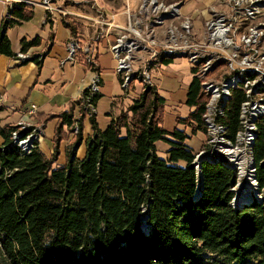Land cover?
<instances>
[{
  "label": "trees",
  "instance_id": "1",
  "mask_svg": "<svg viewBox=\"0 0 264 264\" xmlns=\"http://www.w3.org/2000/svg\"><path fill=\"white\" fill-rule=\"evenodd\" d=\"M32 17L25 1L7 8L0 55L16 56L5 30ZM63 25L72 35L80 26L65 20ZM40 41L39 36L22 39L20 52ZM43 53L28 59L40 67ZM78 61L86 65L82 57ZM191 73L185 98L191 111L176 117V123L191 128L190 134L177 126L164 129L165 98L154 85H145L105 129L98 127L96 115L89 117L92 134L85 156L79 159L69 149L60 166L54 162L59 143L76 121L73 110L43 117L58 118L54 152L47 158L36 140L28 150L18 146L13 132L25 136L28 131L20 129L19 121L4 123L0 105V249L8 264H264V115L255 121L252 148L262 195L234 207L237 175L227 159L204 158L200 176L193 166L196 152L187 140L197 132L206 137L208 97L195 70ZM99 96L92 98L93 105ZM244 100L241 88L232 89L219 118L232 138L240 128ZM75 138L76 145L81 132ZM158 141L169 146L165 157L157 152Z\"/></svg>",
  "mask_w": 264,
  "mask_h": 264
},
{
  "label": "built area",
  "instance_id": "2",
  "mask_svg": "<svg viewBox=\"0 0 264 264\" xmlns=\"http://www.w3.org/2000/svg\"><path fill=\"white\" fill-rule=\"evenodd\" d=\"M0 1L6 3L10 0ZM215 2L208 9L207 19L203 20L200 29L195 28L190 17L180 14V0H140L136 11H131L129 7L124 9L125 24L115 23L114 14L108 21L104 12L95 8V2L87 1L84 4L96 9L97 21L85 13L73 14L66 8H57L52 0H42L41 4L49 14L47 17L60 12L64 17H78L91 27L101 24L106 32L115 34L109 47L117 60L118 80L126 95L131 94V84L134 82L141 83L144 88L145 85H152L149 72L164 64V60L186 58L190 68L195 70L194 75L202 80V92L208 97L203 115L207 132L203 148L197 155L208 159L223 155L234 168L238 180V170L226 152H248L253 164L252 148L257 135L255 121L264 115V45L261 42V30L254 26H248L245 31L241 29L243 21L247 23L258 14L253 0ZM239 16H243L244 20ZM98 34L90 35L83 43L78 38H72L66 45L67 60L76 63L82 57L86 64L92 65V47ZM30 55L18 52L14 59L20 63L29 60ZM210 74L212 77H209ZM100 81L97 75L86 88L87 96H81L83 101L79 105V112L73 114L76 121L71 126L72 133H79L78 121L81 118L96 115V105L91 100L99 93ZM237 87L244 91L245 100L239 111L240 128L232 138L219 118L224 113V105L231 96V90ZM34 110L35 105H31L29 113ZM82 113L84 116H81ZM32 125L21 120L18 126L28 133L24 136L13 132V139L23 150H28L34 140L39 143L41 133ZM29 127H33L31 131Z\"/></svg>",
  "mask_w": 264,
  "mask_h": 264
},
{
  "label": "crops",
  "instance_id": "3",
  "mask_svg": "<svg viewBox=\"0 0 264 264\" xmlns=\"http://www.w3.org/2000/svg\"><path fill=\"white\" fill-rule=\"evenodd\" d=\"M29 2L32 6L33 17L20 24L8 27L5 30L6 36L9 38L14 53L20 52V41L22 39L30 40L35 36L41 38L40 45L31 47L28 54L43 53L44 57L41 60V66L32 60L16 62L14 57L0 55V105L5 108L1 113L7 117L4 123L15 124L19 119L30 121L36 127L41 128L40 140L38 147L47 158L51 157L54 152V130L58 122V118L54 117L47 121L43 117L50 115H58L66 110H73V114L79 112V104L77 101L83 95L84 90L88 87L91 79V74L88 68L79 61L76 63L67 60V43L72 38H78L79 42L89 38L90 35L98 34L95 44H93L94 53L96 52V63L99 72L102 76L101 66L99 63V56L104 48V41L108 37H114L113 32H106L101 24H96L91 27L89 23L81 19L79 28L75 35H72L70 30L63 25V20L72 22L73 16L64 17L62 14L55 12L49 15L41 4L42 0H20ZM54 6H59L60 3L66 5V9L75 13H85L88 17H92L95 21L98 20L97 11L99 9L104 12L105 18L110 21V16L114 14L113 20L118 15H122L126 7H131L132 3L139 4L140 0H52ZM95 2V8L84 2ZM168 1V0H167ZM175 1V0H169ZM182 1V5L185 0ZM206 1L213 7L211 0ZM0 3L3 9H0V25L2 23L4 11L8 5H12L13 0L9 2ZM83 3L81 5H76ZM181 5V6H182ZM209 9V8H208ZM207 9V11H208ZM204 11V10H203ZM123 24V23H119ZM109 43V41H108ZM103 48V49H101ZM107 51V49H105ZM79 71V74L77 75ZM103 78V77H102ZM159 94L160 90L157 88ZM98 101V100H97ZM119 99H113L111 105L115 106ZM121 104L124 103L121 101ZM97 104V103H96ZM31 105H35V110L29 113ZM130 105V104H129ZM115 109L110 111L111 118L118 116ZM15 116L13 120H9ZM97 116V115H96ZM97 125V117L95 118ZM82 138L78 144H73L76 140L75 135H71L67 130V138L62 140L58 145V156L54 162V166L64 165L66 163V154L69 149H73L75 156L82 159L86 153V141L92 134V128L89 118L83 117L81 121ZM180 128V127H179ZM70 131V128H69ZM204 135V134H203ZM205 139V135H204ZM203 139V140H204ZM202 140V141H203ZM157 147V144H156Z\"/></svg>",
  "mask_w": 264,
  "mask_h": 264
},
{
  "label": "rangeland",
  "instance_id": "4",
  "mask_svg": "<svg viewBox=\"0 0 264 264\" xmlns=\"http://www.w3.org/2000/svg\"><path fill=\"white\" fill-rule=\"evenodd\" d=\"M169 1V0H168ZM208 1V0H207ZM216 0H211L210 2L212 4H216ZM257 9L258 14L257 16L252 19L251 21L248 20L247 23L243 21L244 25L241 27L242 31H245V29L248 26H254L255 28L261 30L262 36H261V42L264 45V0H253ZM139 4L132 3L130 10L136 11ZM210 4L206 3V1L201 0H185V3L180 8V14L182 16H188L190 19L194 22L195 28L200 29L203 27L204 21L207 19V15L209 11H207ZM3 5L0 3V9ZM57 8H66V5L64 3H60ZM204 10V11H203ZM7 8L4 11L3 18L6 16ZM60 13V12H58ZM241 17L242 20L243 16ZM206 18V19H205ZM205 19V20H204ZM119 23L125 24V16L118 15L115 19ZM204 20V21H203ZM73 22H81V19L78 17H73ZM199 30L198 32H201ZM239 31V30H237ZM200 34V33H198ZM115 38L108 37V40L104 41V46L106 47L107 51L105 49L102 50L101 55L99 56V63L101 66L102 76L99 72V69L97 67L96 63V52L93 54V64H84L85 67L88 68V71L91 74V79L87 86H89L93 79L99 76V79L101 80L100 83H98V91L100 93V96L97 98L98 101H96V117L97 121L99 123L100 129H105V127L108 125V123L111 121L110 111L112 109H115V106H112V100L113 99H119L124 103L121 104L117 102L115 113H120L124 111L129 104L132 103V99L136 98L140 95V93L143 91L144 87L141 83L132 81L133 84H131V94L126 95L124 94V90L122 89L120 82L118 80L116 68H117V60L111 51L109 47V42L113 41ZM190 63L186 58H177L173 60L171 63L164 65L161 64L158 68H153L152 71L149 72L150 79L152 85H154L156 88L160 90V95H162L165 98V106H164V114H163V122L162 125L164 129L167 131H172L176 126L184 129L187 133L190 134L191 128L190 127H184L178 123H176V117H185L190 111L191 108H189L185 104V98H186V90L187 86L190 83L193 74L191 73ZM93 68V69H91ZM79 74V71L77 75ZM103 77V78H102ZM209 77H212V74L209 75ZM219 77V76H218ZM81 116H84L83 113ZM3 122L7 121V117L5 115H2ZM15 116H12L9 120H13ZM22 120V119H21ZM20 119L18 121H21ZM17 121V122H18ZM27 121V120H24ZM31 123L30 121H28ZM36 127L35 125H32ZM38 131L41 133V128L36 127ZM68 128V133L71 135H75L77 133H72ZM78 132H82V130L79 129ZM204 135L202 132H197L195 135H191V137L187 140L188 145L193 149L194 152L200 153L199 151L203 148V140ZM157 144V152L161 157L166 156V150L169 148L168 144L162 141L156 142ZM53 153V152H52ZM244 156H250L248 152H244ZM196 157V156H195ZM50 158V157H49ZM237 174V173H236ZM262 195V191H260ZM210 255H206V257H209ZM0 264H8L6 262V259L3 255V252L0 249ZM249 264H254V262H250Z\"/></svg>",
  "mask_w": 264,
  "mask_h": 264
},
{
  "label": "bare ground",
  "instance_id": "5",
  "mask_svg": "<svg viewBox=\"0 0 264 264\" xmlns=\"http://www.w3.org/2000/svg\"><path fill=\"white\" fill-rule=\"evenodd\" d=\"M228 158L238 170L237 186L235 187L234 202H239L253 197L257 193V185L253 173L252 158L244 156V152H226Z\"/></svg>",
  "mask_w": 264,
  "mask_h": 264
},
{
  "label": "water",
  "instance_id": "6",
  "mask_svg": "<svg viewBox=\"0 0 264 264\" xmlns=\"http://www.w3.org/2000/svg\"><path fill=\"white\" fill-rule=\"evenodd\" d=\"M43 57H44V55H43ZM202 160H204V156L203 155H197L196 157H195V159H194V162H193V166L194 167H196L197 168V170H198V172H197V174L200 176V164H201V162H202ZM264 161V160H263ZM252 166H253V168H255V162L253 161V164H252ZM232 167V166H231ZM233 168V167H232ZM254 177H255V173H254ZM256 180V179H255ZM200 185H201V182L198 184V189H197V194L199 193V187H200ZM256 185H257V182H256ZM237 186V182H236V184H235V186L232 188V191H236L235 190V187ZM257 189H258V186H257ZM254 196L256 197V198H261L260 197V192H259V189H258V191H257V193L256 194H254ZM235 197H236V195H235ZM251 200V197H249L248 199H246V200H242V201H239V202H234V198L232 199V201H231V204L234 206V207H236V205L238 204V205H242V203H247V202H249ZM144 218L142 217V220H143Z\"/></svg>",
  "mask_w": 264,
  "mask_h": 264
}]
</instances>
